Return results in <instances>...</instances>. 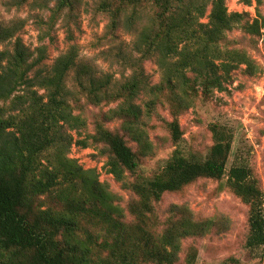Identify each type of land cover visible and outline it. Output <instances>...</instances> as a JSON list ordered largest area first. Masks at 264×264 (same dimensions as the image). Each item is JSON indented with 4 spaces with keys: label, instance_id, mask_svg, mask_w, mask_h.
Wrapping results in <instances>:
<instances>
[{
    "label": "trees",
    "instance_id": "obj_1",
    "mask_svg": "<svg viewBox=\"0 0 264 264\" xmlns=\"http://www.w3.org/2000/svg\"><path fill=\"white\" fill-rule=\"evenodd\" d=\"M27 1L17 0L16 5ZM52 1V16L73 9L72 0ZM224 2L208 0L211 10L203 24L200 20L207 4L199 6L194 0L185 7L183 0H103L98 10L107 14L111 31L122 16L131 26L142 10L147 6L150 10L148 24L137 37L139 63L113 93L107 92L108 80L94 77L89 62L76 64L74 47L55 59L47 75L32 73L45 60L46 48H37L33 57L17 37L23 23L0 24V264H176L180 240L202 235L207 223L172 227L157 237L146 228L153 205L164 194L178 193L198 180L223 177L248 207L245 246L261 250L264 262V192L246 166L234 165L226 173L232 137L224 129L212 126L213 145L203 160L187 158L176 149L159 174L123 183L138 199L128 208L138 220L134 227L125 222L115 196L99 183L96 172L83 170L66 156L73 143L69 133L83 125L73 114L65 87L71 70L90 104L118 103L109 111V119L111 114L120 120L121 130L144 153L150 145L137 126L142 111L134 104L142 89L153 98L167 95L172 115L167 127L177 145L182 135L177 116L190 108L197 89L204 95L223 91L241 66L253 76L257 72L253 61L243 49L234 47L236 42L229 41L227 33L242 26L249 34L259 35L264 18L248 24L242 15L227 13ZM4 44L10 48L2 49ZM152 56L161 71V82L155 86H149L142 66ZM36 89L45 93L39 95ZM91 138L107 153L106 173L123 182L125 174L136 171V155L123 136L96 124ZM78 144L87 147L85 142ZM46 152L50 157L43 158ZM194 260L192 254L187 264Z\"/></svg>",
    "mask_w": 264,
    "mask_h": 264
},
{
    "label": "rangeland",
    "instance_id": "obj_2",
    "mask_svg": "<svg viewBox=\"0 0 264 264\" xmlns=\"http://www.w3.org/2000/svg\"><path fill=\"white\" fill-rule=\"evenodd\" d=\"M72 1V10H64L60 15L52 16V0H28L20 6L16 5L17 0H0V24L8 26L12 22L21 21L23 27L17 37L33 53V57H37V48H46L45 60L32 73L47 75L55 59L74 47L76 64L89 62L94 77L108 80L107 92L113 93L130 78L133 66L139 63L136 42L139 33L148 24L149 6L142 10L133 25H126L125 16H122L118 27L111 31L107 14L98 10L103 0ZM190 1L183 0L181 6H189ZM194 1L199 6L207 4L204 17L200 20L206 24L211 10L208 0ZM224 4L233 13L242 15L243 21L248 24L258 17L264 18V0L260 5L248 0H225ZM227 39L236 42L235 48L247 53L257 72L249 76L245 67L241 66L233 72L232 81L223 91L204 95L197 89L190 108L177 116L182 134L177 145L172 141L167 127V123L172 121L167 95L159 94L153 98L148 90L142 89L134 104L142 111L137 126L150 145L145 153L124 134L120 120L111 114L109 119V111L115 109L118 103L102 101L98 105L90 104L87 95L76 84L75 71H69L65 79L68 100L73 114L81 119L83 125L68 133L72 134V142L75 141L83 150L79 154L83 170L91 169L94 163L106 164L108 160L105 149L95 145L91 138L96 124L123 136L136 155L138 167L134 173L125 174L123 182L113 177L99 182L107 186L108 192L115 196L114 203L122 211L129 226L134 227L138 223L128 210L138 199L124 188L123 183L159 174L176 149L187 158L203 160L213 145L212 126L224 129L232 137L226 173L234 165L246 166L264 192V28L259 35H251L246 28L237 26L227 33ZM9 48V44L2 46V49ZM142 66L149 86L160 84L161 71L156 65V57L143 60ZM187 76L194 78L191 73ZM36 90L39 95L45 93ZM176 93L185 98L180 89ZM79 142L87 143V147H82ZM50 154L44 153L43 158L48 155L50 157ZM69 154L70 149L66 152L67 158ZM41 199L44 206H47L46 198ZM191 222L202 225L207 223V229L202 235L180 240L176 264H187L192 254L195 256L193 264H264L261 250L250 251L245 246L249 233L248 207L228 188L226 177L219 181L201 179L178 193L164 194L153 205L146 228L151 234L161 237L167 229H180Z\"/></svg>",
    "mask_w": 264,
    "mask_h": 264
},
{
    "label": "built area",
    "instance_id": "obj_3",
    "mask_svg": "<svg viewBox=\"0 0 264 264\" xmlns=\"http://www.w3.org/2000/svg\"><path fill=\"white\" fill-rule=\"evenodd\" d=\"M251 3L253 4L254 1L252 0ZM227 10V13H233L234 11H232L231 9H229V7L227 6L226 8ZM83 153V150L80 146H78L75 141H73V143L71 144V148H70V154L68 155V158L71 159V160H74L76 161L77 164H79L80 167H82V164H81V161H79V154ZM87 163L89 165H91V162L90 161H87ZM92 168L91 169H85V170H94L96 172V174L98 175L99 177V182H103L104 180L105 181H108V179H111L112 176L108 173H106V169L104 168V164L102 162L100 163H94L92 164ZM83 168V167H82ZM84 169V168H83ZM103 170V171H102Z\"/></svg>",
    "mask_w": 264,
    "mask_h": 264
}]
</instances>
